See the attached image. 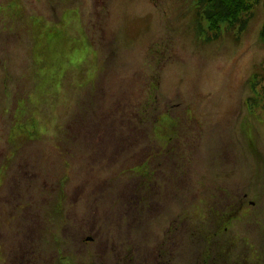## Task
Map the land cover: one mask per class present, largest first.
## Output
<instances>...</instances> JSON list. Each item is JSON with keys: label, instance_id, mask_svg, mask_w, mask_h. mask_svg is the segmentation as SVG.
<instances>
[{"label": "rangeland", "instance_id": "374dc122", "mask_svg": "<svg viewBox=\"0 0 264 264\" xmlns=\"http://www.w3.org/2000/svg\"><path fill=\"white\" fill-rule=\"evenodd\" d=\"M5 1L0 0V264H11L23 235L27 247L41 254L36 264H98L115 255L106 253L121 230L132 231L143 251L145 232L152 241L170 224H180L181 215L193 219L196 207L208 218L212 209L225 212L224 204L238 201L243 211L225 238H236L237 255L250 254L248 264H264L261 3L238 33L237 26L225 24L211 30L199 0ZM153 81L160 105L140 124L139 106L147 103ZM156 114H162L157 123ZM73 118L72 139L56 142ZM127 122L149 129L152 151L162 142L169 152H162L165 174L156 171L167 179L157 203L134 179L113 178L112 172L133 165L132 155L137 162L146 156L139 136L135 150L121 152L128 148L122 143ZM87 132L92 142L77 137ZM102 161L114 169L101 171ZM110 175L111 189L103 183ZM38 199L39 220L35 206L19 207ZM123 201L129 206L122 208ZM124 213L128 223L119 220Z\"/></svg>", "mask_w": 264, "mask_h": 264}, {"label": "trees", "instance_id": "16d2710c", "mask_svg": "<svg viewBox=\"0 0 264 264\" xmlns=\"http://www.w3.org/2000/svg\"><path fill=\"white\" fill-rule=\"evenodd\" d=\"M258 3H261V5L264 7V0H199V5L204 7L202 8V19L208 23L211 30L217 31L221 25L225 24L230 29L237 26L238 33H241L244 30L251 17L250 13L253 9V6ZM243 16L246 17L242 18ZM261 29V39L264 41V23ZM155 86L156 85H154V89ZM151 103H154L153 108L152 106L150 107ZM158 105L160 104L157 103V101L147 99V103L144 102L142 106H139V123L142 124L145 122L148 116V110L151 108L153 113L154 110L157 109ZM147 106H149V108H147ZM161 116L162 114L160 116L159 114H156L154 122L157 123L160 121ZM74 120L75 118H73L72 122H69L66 126L67 132L63 139V144L69 142V140L72 139V133L74 132L73 123H75ZM125 127L127 134L124 140L127 141L122 143H127L128 148L123 149L124 151L121 152L123 153L125 151H131L132 148L135 150L136 142H138L139 136L142 141L145 140L144 153L146 156L142 162H137L134 160L135 158L132 155L133 160L131 161H134L133 165L125 166L123 169H121V171L112 172L115 174L113 178L122 180L126 177H129L130 180L134 179L137 181V183L141 184L140 189L146 190L150 196L151 194L157 196L154 198L155 202L157 203L162 196L160 194V189L163 184L166 185L164 181H167V179L165 176L164 178L158 177L156 175V171L161 168L160 172L165 174L163 172V164H166L168 161L163 159L162 152H164V154H169V152L162 148H157L158 151L156 152L152 151L151 146L149 145L151 141V132L149 129L147 130L145 127H143V129H138L130 122H127V126ZM89 134L93 133H81L77 137L83 135L85 140L90 139V142H92L91 138L88 137ZM99 136L100 135L98 132L94 135V137ZM62 146L58 147L60 153ZM64 152L69 154L67 149H64ZM104 152L107 153V151ZM85 155L86 158H88V156L90 157L91 151L88 150ZM158 158H160L162 162H160ZM105 162L108 164H104L103 161L98 162V167L101 171L102 169H114V166L111 164V162ZM130 169H135V171L131 172ZM111 177L112 176L110 175L109 178H105L103 180V183L109 186V189L114 187ZM135 194L137 196L135 205L139 206L142 196L137 194V192ZM119 196H121V194ZM120 206L125 208L128 207L129 204L126 201H123ZM222 207V210L227 209V211L216 212V210L212 209L210 215H208V218L203 215L204 212L202 211V208L201 211H199L200 208L196 207L195 211L192 212V215L190 213V216H194L196 221L194 218L191 219V217L187 218V216L185 217V215H181L180 218H177V220L181 222L180 224H170L169 230L166 233L164 232L158 237L154 236L155 239L152 237L153 244L149 239L148 233L145 232L142 235V238L146 237L147 242L143 247V251H141L142 246H139V243L133 240V234H131L132 229H130L131 232H128L127 230H124V232L121 230L119 233L120 240L111 241L113 245L110 246V249L107 250L106 254H123L116 253V250H120L126 245L127 254H143L145 256L144 258L146 264H248L250 254L242 255L241 253L240 255H237L238 251L236 238H233L232 236L225 238L228 234L227 227L229 223L235 218L236 215H238V212L241 210L240 205L238 204L237 207H234L233 204L227 203ZM125 215V213L123 215L120 214L119 217L122 216L123 219ZM186 219H190L188 224L182 222L187 221ZM123 223H128V220H124ZM140 225L142 227H146L145 221H141ZM177 228H182V230L176 231ZM112 250L115 252H111ZM252 264L258 263L252 262Z\"/></svg>", "mask_w": 264, "mask_h": 264}, {"label": "flooded vegetation", "instance_id": "af4514ba", "mask_svg": "<svg viewBox=\"0 0 264 264\" xmlns=\"http://www.w3.org/2000/svg\"><path fill=\"white\" fill-rule=\"evenodd\" d=\"M9 2V0L5 1V4H7ZM3 27H5L3 25ZM2 33L4 34V31H2ZM5 39H7V37L5 36ZM35 206L36 212H37V218L38 220L41 219L42 217V213H43V200H38L36 202V204H32L31 205H27V206H19L22 210H27L28 207H33ZM18 206L16 208H19ZM22 218L28 220V217L26 214L22 215ZM91 219H89V222ZM119 220L121 219V216L119 217ZM88 222V223H89ZM33 224V223H32ZM169 230V227H167V230L165 231V233ZM26 234V233H25ZM27 235H31L29 233H27ZM29 237H26L23 235L24 242H21L18 245V249L15 250L13 249L12 251V256H11V264H30V263H35V261L40 258L42 260L41 254L37 255V251L35 248L31 249L28 246L29 243H27ZM41 238V236H40ZM92 241L91 238L89 241ZM138 250V248H137ZM114 250H112L111 252H113ZM115 252V251H114ZM127 246L125 245L123 248H121L120 250H116V253H123V254H115L112 257H103L102 260H100V263L98 264H146L145 263V256L143 254H139L137 253L135 254H127ZM48 264H53L52 262H48ZM92 264H97L95 262H93Z\"/></svg>", "mask_w": 264, "mask_h": 264}]
</instances>
